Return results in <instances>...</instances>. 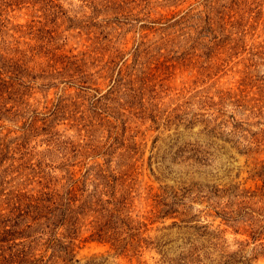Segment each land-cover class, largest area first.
<instances>
[{
  "label": "rangeland",
  "instance_id": "374dc122",
  "mask_svg": "<svg viewBox=\"0 0 264 264\" xmlns=\"http://www.w3.org/2000/svg\"><path fill=\"white\" fill-rule=\"evenodd\" d=\"M0 67V232L75 238L71 264H264V0H0ZM74 181L126 196L144 239L26 214Z\"/></svg>",
  "mask_w": 264,
  "mask_h": 264
},
{
  "label": "trees",
  "instance_id": "16d2710c",
  "mask_svg": "<svg viewBox=\"0 0 264 264\" xmlns=\"http://www.w3.org/2000/svg\"><path fill=\"white\" fill-rule=\"evenodd\" d=\"M8 65L15 70L16 67H19L17 62ZM2 67L4 68V66ZM20 67L22 66L20 65ZM3 68L0 67V102L6 101L7 95L9 98L18 95L20 91V89L17 88V84L19 85L18 79L16 80V84H14L13 81H9L6 75H4ZM22 81L21 84H24L23 79ZM75 184L74 181V184L63 194L59 191H54L53 193L43 192L41 196L34 198L30 204L28 203V212L26 214L33 216V222L38 224L40 228L50 229L51 235L55 237L56 234L54 235V233L61 225L71 221V224L74 226L79 216L85 215V212H88L86 210L89 209L91 212L95 213L96 225L94 227V233L92 234L94 238L100 241L110 242L117 249L122 248L118 246V243H123L125 246H128L130 242L144 239V237L141 236V227H137L136 224H134V219L130 211L127 210L126 196L122 194L119 199H116V193H112V198L107 200H104L102 196L98 197L97 193L87 194L85 196L86 190H83V193L79 194ZM112 204L114 205L113 208L108 207ZM162 212H168L167 214H169V212L171 213L173 211L162 210ZM228 214L229 212H226L225 209L217 210V216H222L227 222L229 220ZM115 216L119 219L120 224H118L119 221L113 222ZM72 217L76 220L72 219ZM252 224L253 223L250 225L253 239H262L259 236L263 234L261 229H264V227L260 226L254 229ZM135 231H137V233H135ZM121 232L125 233L123 237L120 236L122 235ZM0 235L3 236L0 237V250L5 253L0 254V264H9L10 262L14 264H71L75 255L73 254L75 250V238H72L68 245H64L62 242L57 243L55 247H53V253L49 257H46L44 254L40 256L38 253L35 254L31 246L28 248L26 243L21 244L15 242L17 238L7 237V235H11V231L5 230L4 232H0ZM58 240L60 241L59 238ZM10 241H12V243L14 241V243L9 245ZM56 246L59 247V249H57ZM261 246V253L264 256V243H261ZM122 249L126 250L128 248L125 247Z\"/></svg>",
  "mask_w": 264,
  "mask_h": 264
}]
</instances>
